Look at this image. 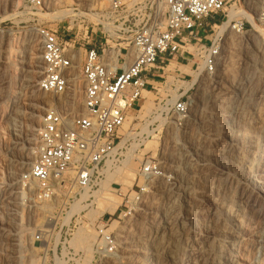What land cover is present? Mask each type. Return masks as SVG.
Here are the masks:
<instances>
[{
  "label": "built area",
  "instance_id": "1",
  "mask_svg": "<svg viewBox=\"0 0 264 264\" xmlns=\"http://www.w3.org/2000/svg\"><path fill=\"white\" fill-rule=\"evenodd\" d=\"M24 2L30 8L41 9L45 0ZM105 2L101 20L95 26H82L80 34L63 37L58 30L37 28L39 90L65 96L72 84L80 81L81 109L69 115L51 105L43 112L36 155L20 173L18 182L22 210L35 219L44 218V222L35 226L32 238L38 245L34 248L14 238L4 239L9 244L5 250L10 264H88L83 251L75 250L68 240L77 214L66 219V212L78 191L87 193L99 186L108 172L118 173L133 161L135 182L130 187L135 189L126 200L130 203L158 171L153 156L138 152L155 129L129 130L137 117L129 120L128 112L141 111L145 101L142 92L153 96L154 111L149 113L158 110L159 117L170 113L174 124L183 122L191 108L195 83L191 82V74L166 67L172 60L184 62L189 57L195 70L201 66V73L214 74L220 52L216 22L227 21L228 29L235 34L251 31L253 23L264 24V0ZM80 50L84 53L82 60ZM153 70H158V81L147 76ZM187 75L190 80L185 79ZM107 213L108 219L114 215ZM106 225L102 221L94 225L96 253L114 248Z\"/></svg>",
  "mask_w": 264,
  "mask_h": 264
},
{
  "label": "rangeland",
  "instance_id": "2",
  "mask_svg": "<svg viewBox=\"0 0 264 264\" xmlns=\"http://www.w3.org/2000/svg\"><path fill=\"white\" fill-rule=\"evenodd\" d=\"M102 1L105 2V0ZM104 5L101 10L106 7V2ZM101 10L97 7V0H45L41 9L30 8L24 0H0V264H10L5 250L9 244L5 242V238H14L17 242L19 241V244L34 248L38 245L32 238L35 226L44 222V218L35 219L22 210L18 182L20 173L29 166L36 155L37 131L43 112L52 105L56 97L40 91L38 87L41 78V62L40 36L37 28L58 30V34L63 37L80 34L82 26L86 24L95 26L101 20ZM216 23L218 27L221 25L220 21ZM258 25L261 27L260 29H264V24ZM218 27L214 28L216 33ZM226 28L227 32L223 37L220 36L218 41L220 52L217 54V74L211 78L213 74L206 75L202 72L200 79L193 86V88L206 86L210 98L217 102L215 111L210 114L211 117L216 118L215 122L203 126L205 134H194L197 129L201 128L198 126L200 125L198 121L193 122L191 119L187 121V124L186 122L183 124L181 121L179 124H174L170 113L161 117L157 116L158 110L156 113H149L154 106L152 104L153 96L146 92L144 95L147 96V99L142 110L138 113L128 112L129 120L133 116L137 117L131 122L129 130L135 129V132H138L139 130L155 129L138 152L154 157L158 163V171L155 174L157 176L154 177V175L147 182L145 190L138 194L137 199L134 200L132 197L130 203L126 200L134 193L135 188L130 187L134 181V174L128 175L129 183L122 182L124 184L119 183L114 186L110 182L108 186L103 187L102 182L87 192L89 205L85 207L83 204L85 208H80L82 210L72 211L76 212L77 217L72 227L73 234L68 240L70 245L71 243H82L83 248L71 246L75 250L83 251L88 264H142L137 257L126 256L125 250L121 247L123 234L133 229H139L138 231L141 233L152 229L148 222L149 217L153 215L154 206H156L157 189L160 183L173 180V163L170 162V159L176 155L172 154V157L169 158V152L176 153L178 149H181L180 151L185 154H192L194 147L189 144L191 139L201 142L200 145L205 146L207 150L204 155L199 156L200 160L194 165V170L199 175L197 176L198 180L195 178L197 181L193 180L189 183L190 210L195 229V234L191 235L193 248L204 246V243L212 248H217L214 236L223 231L220 223L225 221L226 216L232 217L235 209H231L230 199L240 200V194L249 189L253 183L257 186L255 196H252L249 202L241 203L240 206L245 208L243 219H241L243 220L242 243L234 264H264V164L260 165L262 172L251 177L240 158L244 157L245 153H254L251 146H253L255 135L264 132V97L260 98L258 95L254 97L255 105L251 108V112L241 115L240 118H237L238 121L235 118L232 122L234 126L238 123L239 125L243 124V128L246 127V133L237 131L235 134L243 136L236 137L239 147L242 146L241 143L244 144L245 140V146H248L243 149L237 148L232 154L225 151L226 139L224 135L227 133L225 130L227 125L224 120L226 114L223 111V103L244 65L247 67V71L249 70L247 73L256 81L257 86L264 87V36L258 33L252 34V30L243 34H235L228 27ZM208 37L210 36L208 35ZM79 53L80 60H82L83 50H80ZM173 62L175 61L172 60L169 69L166 70H173L176 67ZM178 63L181 64L178 67L181 74L189 73L193 76L195 63L191 66L189 57L184 62L178 61ZM157 73L158 70H153L147 76L155 81ZM168 74H172V72ZM28 76L34 84L24 88V81H26V77L29 78ZM166 78L171 80L170 76ZM185 79L190 80V77L187 75ZM74 85L79 88L76 87V94H80L77 97L81 96V82H75ZM191 93L194 97L196 96L195 93ZM77 97L76 101L79 102L81 97ZM15 99L17 100L14 101ZM14 105L20 106L16 113L12 111ZM148 105L150 109L145 112V107ZM11 116L13 119H10ZM195 117L196 119L199 117L197 112ZM153 120L156 122L147 127V124ZM183 125L190 126L194 135L191 136L187 132L183 134ZM185 134L190 135V140L185 137ZM238 143H236L237 146ZM13 145L15 146L12 147ZM128 166L133 170L136 169V163L133 161ZM118 181V179L114 180V182ZM178 181L180 182V179ZM12 190L18 191L12 192ZM81 193L83 190L78 191L76 198L80 197ZM115 197H118L121 203L117 211L116 209L113 211L114 215L108 219L107 212L112 211L110 209L109 211L105 210L103 216H100L101 214L97 216L100 212L98 206H101L100 204L108 205L102 210L109 209L113 205ZM74 201L70 202V207L72 203H74L72 207H75L76 202ZM214 203H217L218 219L213 212L212 205ZM212 216L213 220L209 221ZM65 218L68 219V216ZM99 221L107 223V231L113 237L114 248L111 252H95L94 243L97 233L94 225ZM49 222V226L52 227V221ZM208 231L211 232H209L210 235L200 234L208 233ZM226 233L232 234L228 229ZM13 246L17 247L16 244ZM200 257L199 252L192 250L181 264H186V261H196Z\"/></svg>",
  "mask_w": 264,
  "mask_h": 264
},
{
  "label": "bare ground",
  "instance_id": "3",
  "mask_svg": "<svg viewBox=\"0 0 264 264\" xmlns=\"http://www.w3.org/2000/svg\"><path fill=\"white\" fill-rule=\"evenodd\" d=\"M104 3L105 2H103L102 0L100 1L97 0V7L101 10L102 7L105 6ZM249 17L251 19L253 17V14H251V16ZM216 26L218 27V25ZM226 27H227V22L224 21L218 27L216 36L223 37V35L227 32ZM260 28L261 27H259L257 23H253L252 34L258 33L264 36V29H260ZM254 36L255 35H253V37ZM246 58L248 59L249 57ZM169 66L170 64L166 67V69H169ZM247 72H249V70L247 71V67L244 65L239 72L240 74L236 78L235 84L229 90L228 97L223 103V109H224L223 111L226 114L224 120L227 125V128L225 129L227 133L226 135H224L226 139L225 151L231 154L237 148H241V149L248 148L247 145L245 146L246 140L244 144L241 143L242 146L239 147V143L236 141V137L240 135L235 134L237 131L246 133L247 132V129H245L246 127L243 128V124L239 125L238 123L237 125L234 126L232 125V122L234 121L235 118H236L235 120H237V118H240L241 115H245L249 113V111L251 112V108L253 107V105H255L254 103L255 100H253L254 97H257V95L260 98L264 97V87L259 88L256 84V81L253 80L251 75H249ZM75 74L76 72L73 73V75ZM216 74H217V67L211 78H213ZM200 75H202L201 66H199L197 70H194L191 82L197 83L198 80L200 79ZM28 77L29 78L26 77L27 79L25 78L26 81H24L25 82L24 88L31 87L34 84L30 79V76ZM74 84L75 83L72 84L73 87L71 88V90L67 92V94H65V96L55 95L56 96L55 100L52 103V105L54 106L63 108L69 115L75 114L79 112L81 109V98H80L81 96L77 97L80 94H76V89L78 87L76 86L77 87L76 88ZM145 92L146 93L149 92L148 91L142 92V95L145 97V101H146L147 96L144 95ZM193 93H195L196 96L194 97V95H192L191 108L189 113L183 118V124H185L184 122H186L187 124V121L191 119L193 120V122L198 121V123L200 124L198 126H201V128H199V130L195 129L196 131L194 134L203 135L205 134L203 126L210 125L213 122H215L214 119L216 118L211 117L210 114L215 111V106H216L215 103L217 102H215L214 99L210 98L208 88L206 86L195 88ZM76 97L80 98V101L78 100L79 102L76 101ZM16 100L17 99H15L14 101ZM19 107L18 105H14L12 107V111L15 113L18 112ZM145 108H146L145 112H148L150 106L148 105ZM196 112L199 114L198 119H196L195 117ZM10 119H13V117L11 116ZM191 129L192 128L190 126H184L182 133L184 134L187 132L191 134V136H193L194 134L192 133ZM189 134L188 135L185 134L186 135L185 137L189 138L190 136ZM197 141L198 140L194 141L191 139V142H189V144H191L194 147L192 154H188V153L185 154V152L180 151L181 149H178L176 153L172 151L169 152L170 155V157L168 156L169 158L172 157V154L176 155L174 158L170 159L171 160L170 162L173 163L172 164L173 180L170 182L160 183V185L158 184L159 188L157 189L156 192L157 193L156 206H154L153 215L149 217V222H148V224L152 226L150 227L152 229L149 228L150 229V230L148 229L149 231L147 232L145 231L142 233L138 231L139 229L129 230L126 233L124 232L122 237L121 247L125 250L126 256L137 257L139 260H141L142 264H181V262L185 260V257H187L192 250H196L201 255L200 259L196 261H186V264H234L235 263V257L238 254V251L241 249L242 230H243L242 229L243 220L241 219H243V214L245 212V208H241L240 206L241 203H247L252 199V196H255L256 193L255 188L257 186L252 183L249 189H246L244 192H242L239 197L241 202L240 200L230 199L231 209L232 208L235 209L233 210L232 217L226 216V218L224 219L225 221L220 223V225L223 228V231L219 232L218 234H216V236H214L215 241H217L216 244L217 248H212V246L211 247L207 246L206 243H204V246H200L199 248L198 247L193 248L191 242L192 240L191 235L195 234V229L193 228L194 222L190 210L191 194L189 192V183H191L193 180L194 181L198 180L197 176L199 175L198 173L196 174L194 170V165L197 164V161L200 160L199 156L204 155L206 150V147L203 146L202 144L200 145L201 142L199 143V141L198 142ZM253 142L254 143L253 146H251L252 147L251 150L254 153L253 154L245 153L244 157L243 156L240 157L242 160V164L245 166V168L248 169V172L251 177H255V175L260 174V172H262L260 165L264 164V132H260V134H256ZM236 143H238V146ZM14 146L15 145H13L12 147ZM129 174L133 175L134 170L128 165H125L118 171V173L108 172L105 180L102 181L103 183L101 185H103V187L108 186L110 182L114 181L115 179L116 180L118 179L119 180L118 183L120 184H124L122 182L129 183V177H128ZM156 176L157 175H155L154 177ZM195 178H197V180H195ZM179 179L180 182L178 181ZM57 184H59V182H57ZM17 191L12 190V192H17ZM87 197L88 195L86 192L81 193L80 197L76 198V200L74 201L76 202L75 207L74 206L72 207L74 203L71 204L70 209L67 211V216L69 217L71 214L76 213L72 211H76L82 207L85 208L87 205H89V203L85 201ZM216 200L218 201V199ZM120 203H121L120 199L118 197H115L114 203L111 207H109V209L107 208L102 210L104 207H108V205L103 206V204H100L101 206H98L100 212L97 214V216L103 213L105 210L109 211L110 209H112V211L109 212H113L116 209V207L119 206ZM83 204L85 205V207ZM212 208H214L213 212L214 214H216L215 216L218 219L219 214L218 212H216L217 203H214L212 205ZM70 212L72 213L70 214ZM214 214L212 213V215ZM212 220H213V216L210 217L209 221ZM227 229L231 231L232 234L226 233ZM209 232L210 231H208V233H200V234L210 235L211 232L210 233ZM79 240L83 241V239L81 238ZM71 245L80 248L84 247L81 242L76 244L71 243Z\"/></svg>",
  "mask_w": 264,
  "mask_h": 264
},
{
  "label": "crops",
  "instance_id": "4",
  "mask_svg": "<svg viewBox=\"0 0 264 264\" xmlns=\"http://www.w3.org/2000/svg\"><path fill=\"white\" fill-rule=\"evenodd\" d=\"M175 64H176V67H175V68H176V69H179L178 67H180L181 64L178 63V60L176 61ZM185 67H187V66H185ZM187 68H188V67H187ZM185 74H188V73H185ZM152 80H153V79H152ZM154 80H155V81H158V80H159V77H157V79H154Z\"/></svg>",
  "mask_w": 264,
  "mask_h": 264
},
{
  "label": "trees",
  "instance_id": "5",
  "mask_svg": "<svg viewBox=\"0 0 264 264\" xmlns=\"http://www.w3.org/2000/svg\"><path fill=\"white\" fill-rule=\"evenodd\" d=\"M116 211H117V209H116Z\"/></svg>",
  "mask_w": 264,
  "mask_h": 264
}]
</instances>
